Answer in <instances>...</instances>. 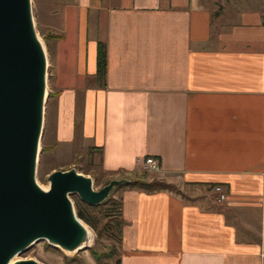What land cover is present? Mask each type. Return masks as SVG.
<instances>
[{
  "label": "crops",
  "instance_id": "obj_1",
  "mask_svg": "<svg viewBox=\"0 0 264 264\" xmlns=\"http://www.w3.org/2000/svg\"><path fill=\"white\" fill-rule=\"evenodd\" d=\"M66 1L38 3L46 30L58 34L51 19ZM76 4L85 12V38L90 30L94 39H78L68 52L48 46L54 95L40 142L53 147L44 153L50 170L97 156L116 178L156 157L159 179L203 186L216 197L213 187L222 186L223 205L204 195L116 190L120 264H264V7L213 16L205 0ZM98 41L106 44L102 83L95 79Z\"/></svg>",
  "mask_w": 264,
  "mask_h": 264
},
{
  "label": "water",
  "instance_id": "obj_2",
  "mask_svg": "<svg viewBox=\"0 0 264 264\" xmlns=\"http://www.w3.org/2000/svg\"><path fill=\"white\" fill-rule=\"evenodd\" d=\"M47 58L34 27L31 0H0V264H41L16 259L38 241L75 252L88 248V228L70 194L90 205L126 178L94 189L75 168L49 173L47 189L35 179L47 99Z\"/></svg>",
  "mask_w": 264,
  "mask_h": 264
},
{
  "label": "rangeland",
  "instance_id": "obj_3",
  "mask_svg": "<svg viewBox=\"0 0 264 264\" xmlns=\"http://www.w3.org/2000/svg\"><path fill=\"white\" fill-rule=\"evenodd\" d=\"M62 0H31V9H32V16L34 20V27L36 34L42 43L44 51L46 53L47 58V73H46V90H47V99L48 100V93L49 91V81H50V73H49V66H48V46L49 48H53L56 46L59 52H68L72 51L74 44L79 39L80 43L83 42H91L93 41L94 37L90 33H86L87 38H85V12L82 10L81 13L78 12L77 0H67L66 4L63 5L62 16L59 18H53L52 21L54 23V32H57L62 36L61 40H45L44 34L48 31L44 28L40 20L37 16V5L38 3H42L45 5H56L59 6ZM208 6L211 9V12L215 13L217 9L219 12H229V11H236L240 12L243 10H252L257 8L264 7V0H205ZM50 31V30H49ZM102 31L100 29L101 35ZM41 142H40V153L38 154V160L36 165V173L35 179L38 185L43 188L47 189L49 186L47 177L51 172L50 168L52 166V162L44 153L41 152ZM85 158V156L77 157L72 163V166L69 168H75L77 172L89 176L92 179V186L94 189H99L105 179L108 176L98 167V158L97 156L92 160ZM68 168V169H69ZM57 170V169H55ZM67 170V169H65ZM53 171V170H52ZM147 173V180L151 178H157L156 172H149L147 170L141 169L137 173ZM159 179V178H158ZM173 183L178 189H180L184 194V191L187 192V196H199L204 195L206 196V201L212 200L216 205H223V202H218L216 200V195L213 192L207 191L206 187L203 186H186L185 184L180 183L177 179ZM116 195H114L115 197ZM70 200L73 203L74 210L76 212L75 201L77 200L76 194L69 195ZM90 214L94 215L93 211ZM227 216L229 220L233 223L240 224L237 217H235L234 213L227 212ZM79 218V217H78ZM80 219V218H79ZM86 227L92 232L93 240L92 243H88V248L84 250H79L75 252H66L64 250L55 248L49 245L46 241H38L34 243L31 247H29L26 251L22 252L21 254L16 256V259H34L41 264H95L92 253L98 251H105L108 249L113 240V235L110 232H102L101 235L97 233V229L91 227L89 224L85 223L82 219H80ZM104 220L98 218V222L102 223Z\"/></svg>",
  "mask_w": 264,
  "mask_h": 264
},
{
  "label": "trees",
  "instance_id": "obj_4",
  "mask_svg": "<svg viewBox=\"0 0 264 264\" xmlns=\"http://www.w3.org/2000/svg\"><path fill=\"white\" fill-rule=\"evenodd\" d=\"M219 13V9L213 14ZM264 25V13L263 21ZM45 40H58L61 39V36L55 34L51 31H47L44 34ZM106 74V44L103 41L97 42L96 49V73L95 79L98 83H102L105 79ZM54 94L48 93V99ZM53 147H41L42 153H47L52 150ZM116 178H126L127 182L115 185L110 191L107 198H105L98 205H90L79 198L75 201L76 214L82 219L85 223L89 224L91 227L97 229V233L101 235L102 232L108 231L113 235V240L111 246L105 251H98L92 253L95 264H120V242H121V228L124 224V221L121 216L122 202L120 198L114 197L116 190L122 187L137 188L145 192H154V191H170L180 195L183 198H188L180 189H178L173 183L167 182L163 179L151 178L147 180V173H133L132 175H126L125 173H119ZM111 177L105 179L101 186L105 185ZM214 184L209 185L211 189ZM93 211L95 214L92 215L90 212ZM98 218L104 220L102 223L98 222ZM82 264V263H77Z\"/></svg>",
  "mask_w": 264,
  "mask_h": 264
},
{
  "label": "built area",
  "instance_id": "obj_5",
  "mask_svg": "<svg viewBox=\"0 0 264 264\" xmlns=\"http://www.w3.org/2000/svg\"><path fill=\"white\" fill-rule=\"evenodd\" d=\"M142 169L147 170L149 172H157L160 169L159 159L156 157H146L142 162ZM213 190L216 192L217 197L216 200L218 202H222L226 199V194L222 190V186L215 185ZM261 255L264 256V247L261 249Z\"/></svg>",
  "mask_w": 264,
  "mask_h": 264
},
{
  "label": "bare ground",
  "instance_id": "obj_6",
  "mask_svg": "<svg viewBox=\"0 0 264 264\" xmlns=\"http://www.w3.org/2000/svg\"><path fill=\"white\" fill-rule=\"evenodd\" d=\"M87 230H88V239H89L88 243L90 244V243H92V240H93V234H92V232L89 229H87ZM15 260H16V256H14L12 258L11 262H13Z\"/></svg>",
  "mask_w": 264,
  "mask_h": 264
}]
</instances>
